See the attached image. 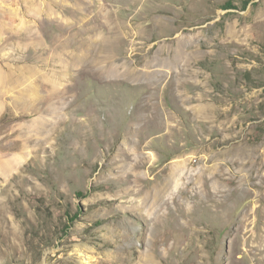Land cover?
I'll use <instances>...</instances> for the list:
<instances>
[{
  "label": "rangeland",
  "instance_id": "374dc122",
  "mask_svg": "<svg viewBox=\"0 0 264 264\" xmlns=\"http://www.w3.org/2000/svg\"><path fill=\"white\" fill-rule=\"evenodd\" d=\"M0 264H264V0H0Z\"/></svg>",
  "mask_w": 264,
  "mask_h": 264
},
{
  "label": "bare ground",
  "instance_id": "6f19581e",
  "mask_svg": "<svg viewBox=\"0 0 264 264\" xmlns=\"http://www.w3.org/2000/svg\"><path fill=\"white\" fill-rule=\"evenodd\" d=\"M10 160V159H9ZM12 160V159H11ZM8 161V160H7ZM16 166V163H14L13 161H9V162H6V163H3V169L4 170H6V171H9L10 169H13V167H15ZM176 177L177 176H171L170 178H169V185L171 186V184H172V182L176 179ZM174 183V182H173ZM153 195V194H152ZM154 195H156V194H154ZM158 196H160V197H163V195H160V194H157ZM157 196V197H158ZM156 197V196H155Z\"/></svg>",
  "mask_w": 264,
  "mask_h": 264
}]
</instances>
